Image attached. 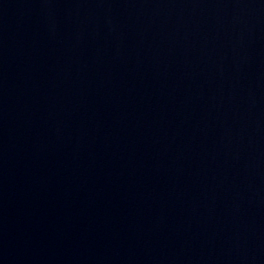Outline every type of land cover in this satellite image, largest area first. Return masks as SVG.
Instances as JSON below:
<instances>
[{
    "label": "water",
    "instance_id": "1",
    "mask_svg": "<svg viewBox=\"0 0 264 264\" xmlns=\"http://www.w3.org/2000/svg\"><path fill=\"white\" fill-rule=\"evenodd\" d=\"M0 264H264V0H0Z\"/></svg>",
    "mask_w": 264,
    "mask_h": 264
}]
</instances>
